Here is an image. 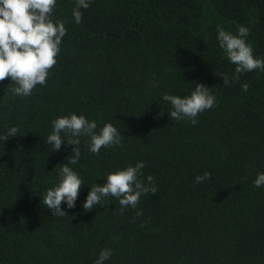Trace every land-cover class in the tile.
<instances>
[{
	"label": "trees",
	"instance_id": "16d2710c",
	"mask_svg": "<svg viewBox=\"0 0 264 264\" xmlns=\"http://www.w3.org/2000/svg\"><path fill=\"white\" fill-rule=\"evenodd\" d=\"M74 7L56 0L53 20L66 35L46 85L23 97L6 90L10 78L0 82V136L19 129L0 139V264H95L104 249L113 252L104 264H264V186L253 183L264 173V71L233 82L217 40L218 25L232 34L245 26L264 59V0H91L80 24ZM194 82L210 88L215 106L195 125L171 120L162 95L189 96ZM71 114L95 120L97 132L112 123L124 138L93 154L80 137L70 167L83 186L60 217L41 199L73 146L54 152L44 140ZM140 161L157 194L122 215L115 198L84 211L93 184ZM204 172L211 178L196 183Z\"/></svg>",
	"mask_w": 264,
	"mask_h": 264
},
{
	"label": "clouds",
	"instance_id": "9594fccd",
	"mask_svg": "<svg viewBox=\"0 0 264 264\" xmlns=\"http://www.w3.org/2000/svg\"><path fill=\"white\" fill-rule=\"evenodd\" d=\"M91 0H75L72 16L76 24L82 22L80 9L89 8ZM56 0H0V82L10 78L15 87H8L15 96H30L37 85L44 86L50 70L56 65V57L60 53L62 38L66 35L63 21L53 20ZM249 29L238 26L237 33L232 34L222 26H217V40L220 49L223 50L230 63L235 65L233 82L239 81V75L257 69L264 71V59L254 57L252 46L246 42ZM223 84L229 83L226 75H220ZM195 83V82H194ZM249 85H242V91L247 92ZM162 100L171 105L168 113L171 120L180 121L187 119L193 125L197 123L198 114L215 106L216 98L210 93V88L203 83H195V89L189 96L163 94ZM161 111L158 114L162 116ZM53 131L46 138L45 143L52 146V151H59L67 142L73 146L72 155L68 157V163L60 165V181L57 186L49 188L42 196L41 202L53 216L66 217L67 212L62 210L65 203L68 209L76 206V200L83 186L79 175L70 167L79 162L81 152L78 145L80 137H88L89 151L99 154L102 148L122 146V135L112 123H106L97 132L95 120L89 121L83 115L71 114L55 119L52 122ZM18 127H11L0 139L7 141L10 137L18 136ZM64 133L66 140L62 139ZM143 161L135 166L117 170L107 175L106 182L100 186L93 184L87 194L82 208L91 212L95 206H105L110 199L115 198L121 206V215L125 208L135 209L140 197L148 193L157 194L155 180L148 175L145 182L141 179ZM211 178V173L195 177L196 183H203ZM259 188L264 186V173L258 174L253 182ZM137 217L142 215L136 213ZM141 227H144L142 224ZM113 252L104 249L99 253L95 264H104Z\"/></svg>",
	"mask_w": 264,
	"mask_h": 264
}]
</instances>
